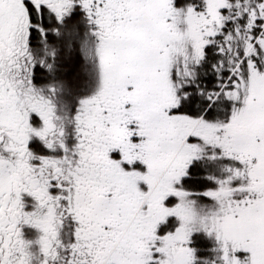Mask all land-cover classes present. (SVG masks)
<instances>
[{"label": "snow or ice", "instance_id": "6c2138e0", "mask_svg": "<svg viewBox=\"0 0 264 264\" xmlns=\"http://www.w3.org/2000/svg\"><path fill=\"white\" fill-rule=\"evenodd\" d=\"M0 264H264V0H0Z\"/></svg>", "mask_w": 264, "mask_h": 264}]
</instances>
